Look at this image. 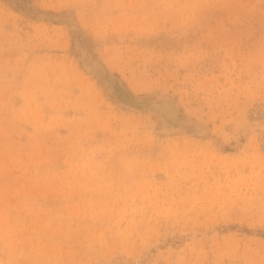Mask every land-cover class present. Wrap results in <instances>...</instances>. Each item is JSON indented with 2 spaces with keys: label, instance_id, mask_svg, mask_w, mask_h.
Wrapping results in <instances>:
<instances>
[{
  "label": "rangeland",
  "instance_id": "1",
  "mask_svg": "<svg viewBox=\"0 0 264 264\" xmlns=\"http://www.w3.org/2000/svg\"><path fill=\"white\" fill-rule=\"evenodd\" d=\"M32 3L64 20L0 0V264H264V0Z\"/></svg>",
  "mask_w": 264,
  "mask_h": 264
},
{
  "label": "trees",
  "instance_id": "2",
  "mask_svg": "<svg viewBox=\"0 0 264 264\" xmlns=\"http://www.w3.org/2000/svg\"><path fill=\"white\" fill-rule=\"evenodd\" d=\"M2 1L7 3L12 9L16 11H21L31 18L42 17L45 19L52 20L54 22H60L63 19V18H60L58 14H55L51 11H43L35 7L32 3V0H2ZM75 34H76L75 36L78 39L79 43L85 45L86 47L90 46L89 45L90 40L83 32H80V30L77 29V32H75ZM97 68H99V72H101V75L104 81L111 87L112 92L122 103L128 106L134 107V108H141L135 103L139 101H146V100L134 98L116 74H112L111 72L102 68L100 65H97ZM235 227L237 226L236 225L229 226L230 229H233ZM242 229L243 231L247 233H251L252 231L246 227ZM256 233H261V232L257 230Z\"/></svg>",
  "mask_w": 264,
  "mask_h": 264
},
{
  "label": "water",
  "instance_id": "3",
  "mask_svg": "<svg viewBox=\"0 0 264 264\" xmlns=\"http://www.w3.org/2000/svg\"><path fill=\"white\" fill-rule=\"evenodd\" d=\"M162 103L167 105L170 109L172 106L168 103L165 102L164 100H155V101H139L136 102L135 104L140 106L141 108H151L154 110H158L163 116H165V113L163 111Z\"/></svg>",
  "mask_w": 264,
  "mask_h": 264
},
{
  "label": "bare ground",
  "instance_id": "4",
  "mask_svg": "<svg viewBox=\"0 0 264 264\" xmlns=\"http://www.w3.org/2000/svg\"><path fill=\"white\" fill-rule=\"evenodd\" d=\"M162 107H163V111H164V113H165L166 116H168V117L174 116L173 110L170 109L167 105H165V104L162 103Z\"/></svg>",
  "mask_w": 264,
  "mask_h": 264
}]
</instances>
